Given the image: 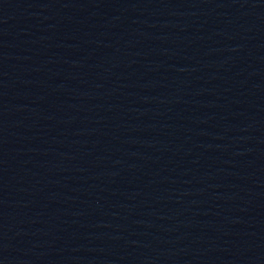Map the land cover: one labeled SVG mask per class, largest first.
<instances>
[{
	"label": "water",
	"instance_id": "95a60500",
	"mask_svg": "<svg viewBox=\"0 0 264 264\" xmlns=\"http://www.w3.org/2000/svg\"><path fill=\"white\" fill-rule=\"evenodd\" d=\"M132 0H0V125L76 47Z\"/></svg>",
	"mask_w": 264,
	"mask_h": 264
}]
</instances>
